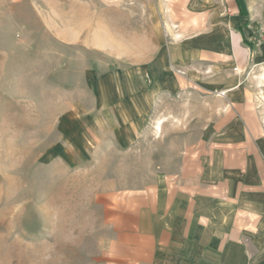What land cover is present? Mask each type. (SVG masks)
<instances>
[{"label":"rangeland","instance_id":"obj_1","mask_svg":"<svg viewBox=\"0 0 264 264\" xmlns=\"http://www.w3.org/2000/svg\"><path fill=\"white\" fill-rule=\"evenodd\" d=\"M184 1L0 0V264H110L186 176L264 264V125L238 108L262 94L264 0Z\"/></svg>","mask_w":264,"mask_h":264},{"label":"crops","instance_id":"obj_2","mask_svg":"<svg viewBox=\"0 0 264 264\" xmlns=\"http://www.w3.org/2000/svg\"><path fill=\"white\" fill-rule=\"evenodd\" d=\"M192 1V2H191ZM218 2V0H216ZM229 1V0H226ZM241 11L243 1L240 0ZM239 10L236 0H230ZM183 7H208L206 0H186L179 3ZM213 36L207 37L209 49L196 50V55L213 54L219 51ZM205 40V39H204ZM206 44V43H205ZM263 56V55H262ZM261 54L255 55V64L263 65ZM264 69V66H261ZM256 100L252 101V113L239 106L241 118L248 126L254 120L253 134H260L264 125V70L256 78ZM241 88L238 86L237 90ZM242 96L250 94L242 89ZM259 103V104H258ZM181 190L158 187L156 194L148 196L146 203L136 219V224L125 230V234L112 242L110 264H244L242 226L228 210L220 208V217H214L212 211L199 212L188 177ZM188 180V182H187ZM144 202L142 204H144ZM202 204L205 200L201 199Z\"/></svg>","mask_w":264,"mask_h":264},{"label":"trees","instance_id":"obj_3","mask_svg":"<svg viewBox=\"0 0 264 264\" xmlns=\"http://www.w3.org/2000/svg\"><path fill=\"white\" fill-rule=\"evenodd\" d=\"M239 1H240V0H236V2H237V4H238V7H239L238 15H239V16H242V15H243V13L241 12V9H242L241 7H242V6H240V2H239Z\"/></svg>","mask_w":264,"mask_h":264}]
</instances>
